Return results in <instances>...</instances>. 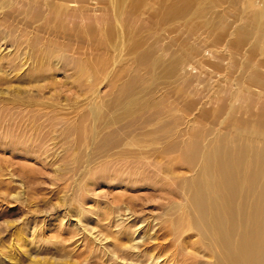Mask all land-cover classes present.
Wrapping results in <instances>:
<instances>
[{
    "label": "bare ground",
    "instance_id": "1",
    "mask_svg": "<svg viewBox=\"0 0 264 264\" xmlns=\"http://www.w3.org/2000/svg\"><path fill=\"white\" fill-rule=\"evenodd\" d=\"M155 2H159V6L150 12ZM0 3L5 5L4 7L7 4L10 6L8 11L0 14V81L7 76L22 77L37 84L29 88L30 90L0 89V147L18 149L25 156L43 150L42 145L47 142L49 131L59 130V126L61 140L66 145L80 146L85 143L86 114L77 112L71 116L68 113L56 112L53 102L59 98L56 96L52 101L42 92L48 88L44 83L56 86L55 83L59 81L52 80L60 75V72L71 73L69 81L63 84H71L78 75H82L87 81H107L108 85L114 88L126 70L138 71L133 65V55L141 49H150L151 43L163 50L174 47L178 54L174 61L175 67L183 63L197 69L198 81H202L201 73H204L202 71L205 69H221L223 65H227V123L235 127L237 132L251 133L254 139L246 144L239 143L236 139H228L227 136H217L203 145L200 143L199 133L193 132L190 138L184 141V149L178 157L167 158L165 152L158 153L160 162L158 160L157 164L162 163L161 161L168 164L175 160L192 170L191 175L185 176L179 186L178 193L182 191L184 200L182 209L180 208L183 214L177 218L179 220L173 221L175 224L171 225L172 227H165V233L162 231L164 235H170L172 243H153L138 248L136 252L131 251L128 245L131 241L134 242L133 234L138 226L136 223L119 224L114 211H109L110 204L107 205L109 208L104 206V210H101V204L94 201L95 209H90L92 212H89L83 207L84 201H79L78 198L76 214L81 221L84 214L92 216L89 222L84 220L87 226L97 228L100 233L111 238V246L116 253L122 252L128 256L132 254L140 258V261L142 258L152 261L156 259L157 264L158 257L164 256L158 264H196L199 258L196 252H201L208 258L207 264H264V0H171L170 3L166 0H0ZM206 3L223 9V14L214 23L211 20L201 21L200 7ZM45 7L48 11L54 8V15L60 21L75 24L67 35H60L68 28L64 25L53 27L47 20L40 27L48 35L54 31L55 37L70 40L76 36L78 26L82 32L85 29L89 35L104 36L105 32V39L114 54L112 65L94 64L85 70L83 61L75 54L66 52L61 41L60 43L57 38L52 41L48 37L45 38V42H49L47 47L53 44L52 46L60 52L49 53L40 59L35 56L30 59L20 57L21 45L26 44L34 52L42 37L38 33L39 27H36L30 36L28 31L19 30L16 24H10L12 21L9 16H22L24 13V19L28 21L31 10L28 22L33 24L45 18ZM12 20L16 21L14 17ZM110 38L113 39V45ZM151 38L154 41H151ZM197 41L204 42L203 50H208L210 57L200 56ZM125 49L127 57L124 58L122 52ZM224 60H227V64L223 63ZM141 64H144V57L141 58ZM91 67L94 68L90 69ZM142 70L145 71L146 67H142ZM131 81L135 79L132 78ZM74 83L77 86L81 81L76 80ZM59 93L60 91L58 95ZM129 104L132 105L133 101ZM91 115L93 118L97 117V107H91ZM21 136L25 138L22 139ZM45 153L47 154L44 151L43 154ZM123 154L110 155L107 161L112 163L111 169H107H110L108 178L116 177L117 180L119 177L126 188L148 182L146 171L138 170L139 165H142L144 170L151 167V164H147V156L138 154L136 158L131 159ZM157 177L159 176H156V180ZM136 181L140 184H134ZM187 227L192 230L191 233L174 243V238L180 232H186ZM177 229L179 234H176ZM16 238L18 243L13 241L10 246L14 247L11 256L5 254V247L0 244V256L6 258L10 264L18 260L19 253L23 254V247L29 244V239L24 238L22 229H16ZM156 249L159 250L158 255L154 254ZM31 258L32 261L35 260Z\"/></svg>",
    "mask_w": 264,
    "mask_h": 264
},
{
    "label": "rangeland",
    "instance_id": "2",
    "mask_svg": "<svg viewBox=\"0 0 264 264\" xmlns=\"http://www.w3.org/2000/svg\"><path fill=\"white\" fill-rule=\"evenodd\" d=\"M170 1L166 0L167 3ZM0 6V14L8 11V7L10 8L8 4L4 7L5 5L0 3ZM158 6L159 2H155L150 12ZM44 9L46 10L45 18L33 24L28 22L31 10H29L28 21L24 19V13H20L22 16L19 14L9 16V20L12 21L10 24H16L19 30L28 31L30 36L34 29L39 27L38 33L42 37L34 52L26 44L21 45L20 57L30 59L31 56H35L36 59H40L49 53L60 52L58 48L55 49L52 46L53 44L47 47L49 42H45V38L48 37L52 41L54 38L61 41L66 52L75 54L83 61L85 70L94 64L112 65L111 59L114 54L112 47L105 39L107 36L105 32V37L89 35L85 29L82 32L78 26L76 36L70 40L55 37L54 31L48 35L40 27L47 20L53 27L64 25L68 28L60 35H67L75 24L60 21L54 15V8H51V11H48L47 7ZM200 11H202L201 21L211 20L212 23L223 14L222 7H215L209 3L202 5ZM193 15L197 14L193 13ZM13 17L16 19L15 22L12 20ZM86 23L88 24L89 21ZM95 33L99 34L98 31ZM152 39L151 41H154ZM110 43L113 45L112 38ZM158 47L151 43L150 49H141L139 53L134 54L133 65L138 71L126 70L114 88L108 85L107 81H87L82 75H78L71 84H63L69 81L68 77L71 75L65 72H60L61 74L52 80L61 82L55 83L56 86L50 83L43 84L48 87L42 91L45 97L54 100L57 96L61 100L56 98L57 101L53 102L56 112L68 113L71 116L77 112V114H86L87 132L84 145H66L61 140V126H59V130L49 131L46 145L44 143L42 145V149L47 152L45 155L43 150L25 156L18 149L0 147V244H2L1 247H5L6 250H3L5 254L11 256L10 253L14 252V247L10 248L11 244L18 243L16 229H22L24 238L29 239L31 245L24 246L23 254L19 253L18 260L12 261L11 264H122V262L155 264L156 259L152 261V259L142 258L140 261L138 260L140 258L132 254L128 256L122 252L116 253L111 246V238L100 233L97 228L87 226L84 222L92 216L84 214L83 221L79 219L76 214L78 198L79 201H84L83 207L89 212L95 209L94 201L101 204V210L110 204L111 207H107L109 211H114L119 224L136 223L138 227L133 234L134 242L131 241L130 245H132H128L131 251L136 252L138 248L153 243L169 245L172 243L170 235H164V233L166 228L172 227L175 224L173 221L179 220L177 218L181 217V213L183 214L181 205L184 200L182 191L178 193L179 186L185 176L191 175L192 170L175 160L168 164L164 161L157 164L158 153L165 152L167 158L178 157L180 151L184 149V141L190 138L193 132L199 133L200 143L203 145L217 136H227L228 139H236L237 142L246 144L254 139L251 133L237 132L235 127L227 123V65H223L221 69H205L207 71L204 70L202 71L204 73H201L203 82L200 79L198 81L197 69L183 63L175 67L174 61L178 58V54L174 47H170L169 50ZM204 47V42L197 41L200 56L208 58L210 54L208 50H203ZM126 53L125 49L122 52L123 57H127ZM142 57H144L143 65ZM223 63L227 64V60ZM142 67H146V70H142ZM92 68L94 67L90 69ZM205 77L210 78L211 82L209 80L205 82ZM132 78L135 81H131ZM76 80L81 81L77 86L74 83ZM34 85L37 84L22 77L7 76L0 81V89L30 90L29 88ZM132 101L133 104L130 105ZM60 107L63 108L60 109ZM91 107H97L96 118L91 115ZM111 120L114 121L110 122ZM118 154L131 159L136 158L138 154H145L147 164H151L149 165L151 167L147 166L149 170H144L145 168L139 165L137 169L146 171L145 173L149 176L146 177L152 181L144 183L145 181L141 182L143 180L140 179L141 181H138L141 184L138 181L134 183L140 184L139 186L132 185V188L131 186L126 188L119 177L117 180L116 177L108 178L107 173L111 169L112 162L107 160L110 155ZM108 168L110 169L107 170ZM156 176H159L158 181L155 179ZM153 182L159 184L154 185L156 183ZM79 183L81 185L83 183V186ZM79 189L84 190L79 191ZM177 230L176 234H179V229ZM191 231L188 228L186 232H180L173 242L180 240L182 236L186 237ZM155 253L158 255L159 250H154ZM196 254L199 257L196 264H207L208 258L205 254L201 252ZM30 256L35 260L32 261ZM163 259L164 256L158 257L157 264ZM0 264H10V262L8 263L6 258L0 256Z\"/></svg>",
    "mask_w": 264,
    "mask_h": 264
}]
</instances>
